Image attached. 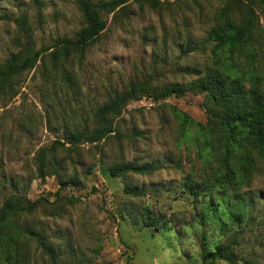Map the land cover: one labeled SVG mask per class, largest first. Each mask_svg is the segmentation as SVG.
<instances>
[{"label": "rangeland", "instance_id": "rangeland-1", "mask_svg": "<svg viewBox=\"0 0 264 264\" xmlns=\"http://www.w3.org/2000/svg\"><path fill=\"white\" fill-rule=\"evenodd\" d=\"M249 7L250 40L216 54L211 32L228 18L242 23ZM102 16L106 27L85 57L57 61L54 46L86 24L77 0H0V68L13 55L53 46L0 96V207L11 194L43 201L18 216L47 245L23 238L28 264H207L204 250L217 244H232L236 258L212 264H264V160L255 155L251 174L223 189L221 151L193 121L185 130L179 117L207 122L212 101L191 84L216 67L264 93V6L128 0ZM132 81L182 89L130 100L99 142L67 141L70 133L93 130L98 108ZM132 162L158 169L111 175V166ZM127 188L143 193L131 196ZM146 211L163 227L146 226Z\"/></svg>", "mask_w": 264, "mask_h": 264}, {"label": "trees", "instance_id": "trees-1", "mask_svg": "<svg viewBox=\"0 0 264 264\" xmlns=\"http://www.w3.org/2000/svg\"><path fill=\"white\" fill-rule=\"evenodd\" d=\"M41 5L42 0H33ZM128 0H77L86 24L78 32L76 38H63L54 47L50 55L57 61L69 60L76 53L80 60L85 57L88 45L98 38L106 27V20L102 12L113 11ZM157 1V0H152ZM252 3L264 6V0H251ZM226 14L228 11L225 12ZM255 11L249 7V17L242 23L229 19L219 25L210 34L213 51L218 54L220 50L229 48L233 50L250 40L254 26ZM37 50L28 56L13 55L9 61L0 68V96L5 91L12 78L28 69L33 68L44 51ZM191 86L206 93L212 105L207 109L206 123L191 120L187 114H181V123L185 130L191 121L200 137L206 143L217 146L221 151L220 163L225 173L219 177L223 189L226 186L240 183L242 177L251 174L257 165L255 155L264 160V93L257 87H247L241 78L228 74L220 68L210 69L198 77ZM180 85H171L165 88L152 89L149 82L132 81L123 91L115 92L114 96L100 106L96 113L97 126L91 131H76L67 136L71 145L82 141L99 142L113 131V116L121 114L124 105L130 100L152 93L155 96H169L180 91ZM59 145L63 142L58 141ZM239 156V161L236 157ZM158 169L152 163H122L109 168L111 175L122 176L129 172L149 174ZM40 172L45 176L43 165ZM131 196H139L140 189H126ZM60 194L57 192L58 199ZM47 201V199H44ZM43 201H31L25 196L11 194L4 199L0 207V264H28L30 259L26 240H36L47 248L44 235L36 228L23 224L18 216L23 213H33ZM142 221L146 226L161 228L164 225L162 218L152 217L147 211L143 213ZM25 238V239H23ZM235 248L232 244H217L212 249L204 250V262L212 264L217 260L234 261Z\"/></svg>", "mask_w": 264, "mask_h": 264}]
</instances>
